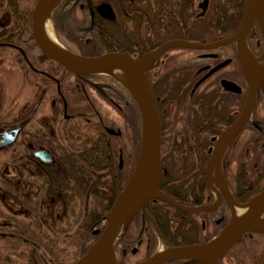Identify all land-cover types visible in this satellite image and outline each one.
<instances>
[{"label": "flooded vegetation", "instance_id": "1", "mask_svg": "<svg viewBox=\"0 0 264 264\" xmlns=\"http://www.w3.org/2000/svg\"><path fill=\"white\" fill-rule=\"evenodd\" d=\"M205 1L92 0L91 10L86 0H63L54 11H60V16L55 19L53 13L51 21L65 23L61 27L75 53L94 55L89 52L100 40L105 51L121 50L140 56L170 39L207 43L233 35L245 0H207L204 9ZM35 2L0 0V92L10 84L8 77L13 72L19 73L20 80L31 89L30 100L21 101L17 110L0 99V155L5 159L0 173L7 177L0 179V242L24 240L38 247L27 232L38 228V223L43 228L45 207L48 215L53 213L58 219L67 217V213L71 216L76 196L96 203L107 199L108 185L102 184L99 189V182L92 177L93 168L111 176L112 193L124 177L129 157L122 149L118 154L123 164L118 162V169L122 172L115 167L109 169L108 139L121 133L119 129L110 131L99 102L122 111L131 101H123L124 95L129 96L122 91L126 86L113 77L76 74L41 52L31 28ZM102 4L112 8L114 19L99 12ZM253 24L257 27L254 31ZM253 24L246 44L261 66L264 38L258 21ZM83 45L89 49H82ZM239 56L236 41L209 49L172 47L152 59L146 71L165 139L166 193L186 206L216 200L205 169L217 138L244 108L249 82ZM6 73L7 81L3 78ZM93 147L100 148L103 155L99 157L96 150L93 153ZM48 158L55 161L48 162ZM219 164L236 201L245 202L264 188V83L248 120L226 146ZM211 175H216L214 167ZM213 184L221 194L220 203L213 209L178 215L171 206L161 209L158 201H152L140 210L116 247L120 264L145 260L159 248L203 242L219 232L232 210L220 186L215 181ZM75 185L80 186L79 191ZM62 202H68V206ZM41 237L44 239V234ZM242 243L217 264H258L249 262L248 245ZM30 254L31 261L39 262L37 252L31 250ZM167 264L201 263L179 259Z\"/></svg>", "mask_w": 264, "mask_h": 264}, {"label": "water", "instance_id": "2", "mask_svg": "<svg viewBox=\"0 0 264 264\" xmlns=\"http://www.w3.org/2000/svg\"><path fill=\"white\" fill-rule=\"evenodd\" d=\"M53 0H37L32 11V32L41 51L48 57L57 61L76 74L106 73L116 78V68L124 70L132 83L128 87L135 98L141 116V139L139 152L134 169L121 191L117 194L110 210L104 217V228L93 231L99 233L97 239L90 248L71 264H118L115 252V242L118 236L126 229L131 219L138 210L145 208L151 199L161 200L173 207L184 211L197 213L210 210L218 206L221 194L214 186L211 178V170L220 163L224 152V142L228 144L234 140L237 133L248 120L259 87L264 83V51L262 65H258L246 44L249 29L255 20L258 21L264 38V0H246L244 13L237 31L221 40L201 43L186 39H170L162 43L153 51H148L134 57L121 51H107L99 55H79L66 49H57L43 32L44 14L51 6ZM59 0L55 1V4ZM92 10V1L87 0ZM53 4V6L55 5ZM52 6V8H53ZM207 6L205 1L203 8ZM52 8L49 9L48 16ZM99 12L108 19H114V12L107 4L98 8ZM236 41L239 57L244 63L245 76L249 82L248 94L244 108L236 121L227 127L217 138L216 145L211 153L205 169L208 186L215 191L216 200L207 205L189 207L179 203L175 198L163 192L160 188L162 182L161 167V121L159 110L146 71L150 67V61L158 58L160 53L169 47H188L198 49L215 48L228 42ZM119 79V78H118ZM121 80V79H119ZM123 83L124 81L121 80ZM226 148V147H225ZM223 149V150H222ZM37 155H40L38 153ZM53 161L52 158L46 159ZM221 188V187H220ZM229 203H234L245 210L238 219H230L228 224L212 239L197 244L173 246L158 251L145 260L130 264H167L174 260L191 259L201 264H216L225 253L247 233H264V189L252 196L247 202L240 203L234 200L229 192L221 188ZM260 264H264V255Z\"/></svg>", "mask_w": 264, "mask_h": 264}, {"label": "rangeland", "instance_id": "3", "mask_svg": "<svg viewBox=\"0 0 264 264\" xmlns=\"http://www.w3.org/2000/svg\"><path fill=\"white\" fill-rule=\"evenodd\" d=\"M56 6V5H55ZM60 11H57L54 15V18H58L60 16ZM48 24L51 26L52 31L56 37V39L63 45V47L68 50H73L74 47L71 42H69V37L64 32L63 26L61 23H53L49 16L47 17ZM67 22V21H66ZM68 23V22H67ZM72 23V22H69ZM66 31V30H65ZM68 38V39H67ZM86 47L82 49H86ZM48 65V62H46ZM8 79L10 84L8 86H4L5 88L0 92V99L5 100L4 103L10 106L13 109L19 108L21 105V101L30 100L31 89L27 86V84L23 83L20 80L21 76L17 72L10 73ZM8 73L3 74V78L7 81ZM116 87L120 89V86L117 84ZM121 90V89H120ZM127 93V91L122 90ZM30 94V95H29ZM128 94V93H127ZM130 94V93H129ZM128 94V95H129ZM129 97L131 100H129ZM125 103H129L132 101V97L125 96L123 98ZM11 102V104L9 103ZM133 102V101H132ZM134 103V102H133ZM132 104V103H131ZM130 103L123 106L122 111L118 109L115 105H111L110 103H101L99 102V109L101 110V114L107 118V122L110 128L117 130H121L120 136H109V141L112 148L115 147V152L117 151L115 160L119 162V149L124 151V148L131 151L134 147L137 148V144L139 142V136L135 135L134 131L130 129V117L126 113L129 108ZM135 104V103H134ZM31 107V105L29 106ZM13 113V112H12ZM31 114V112H30ZM36 114V112H33ZM129 117V120L127 119ZM83 126L85 123L78 121ZM134 145L136 146H133ZM81 144V143H80ZM94 148V147H93ZM98 152V156L101 157L103 155L102 150L99 148H94ZM104 149V148H102ZM123 152V155L126 152ZM93 152V150H92ZM94 153V152H93ZM97 155L94 156L96 159ZM4 155H0V172H2V167L4 164ZM123 165V164H122ZM167 166V163L165 164ZM78 168L80 166H77ZM10 172H11V168ZM102 169H92V177L94 180L98 181V187L100 189V185L102 186L108 185V193L109 196L112 193L111 189V176L107 175L108 173H101ZM8 172V173H10ZM89 172V171H88ZM78 174V173H77ZM10 175V174H9ZM83 176V175H82ZM5 175H1L0 179H5ZM103 177V178H102ZM164 178V177H163ZM93 180V181H94ZM96 186L97 185H93ZM79 185H75V189L79 191ZM98 189V190H99ZM62 205L68 206V202H62ZM72 205L74 206V212L71 213V216L67 213V217L58 218L52 213L48 215V209L45 207V223L43 226V230L41 229V223H38L39 227H35L34 231L27 232V236L31 239H34L38 242V247L32 245V243H26L24 240H9L8 242H0V264H35L34 261L30 259L31 250L38 253L39 262L36 264H67L73 261L77 257V253L79 252L78 243L80 240V236L82 235V231L84 229V224H88L91 211H95V214L100 208L103 207V204L100 206V202L96 203L93 200H86L83 197L76 198L72 201ZM54 211V209H52ZM72 210V209H71ZM61 216H63V212H61ZM96 217V215H95ZM97 219V218H96ZM96 219L92 221L91 228L96 224ZM37 226V224H36ZM44 234V239L41 237V233ZM91 232V231H90ZM1 241V240H0ZM90 241V240H89ZM242 241V240H241ZM248 245L247 257L249 262L252 261H260V258L264 252V235H253V237H246L243 239V243ZM235 249V248H234ZM255 262H253L254 264Z\"/></svg>", "mask_w": 264, "mask_h": 264}, {"label": "trees", "instance_id": "4", "mask_svg": "<svg viewBox=\"0 0 264 264\" xmlns=\"http://www.w3.org/2000/svg\"><path fill=\"white\" fill-rule=\"evenodd\" d=\"M256 29H257V27H256V24H255V25L252 26V30L254 31ZM102 46L103 45L100 42V40H97L96 44L94 45V47L91 48V50H94V51L89 52V53L90 54H100V53L104 52L105 50H104V48ZM132 101L135 103L133 98H132ZM132 101H131L132 104L130 103L131 105H129V108L126 111V113L130 117V121H131V122H129L130 123V129L133 130V131L135 130L134 134L137 135V138H138V136L140 138V114H139V110H138V107H137L136 103L134 104ZM129 117L127 118L128 120H129ZM137 145H138L137 148L134 147L133 150H131V151H129L126 148H124V151L126 149V152H125L124 156H128L129 157L128 163H127L128 167L125 168V170H124L125 171V175H124V177L120 178V180H118V182L116 183L115 190L113 191V193L107 199L103 200V202H100V206L103 204V207L100 208L101 210H98L96 212V214H95V211H93V215H92V217L89 218L88 224H84V229L82 231L83 233L80 236V240H79V243H78L79 252L77 253V256H80L83 253H85L88 250V248L90 247L91 243L97 238V235H92L91 232H90V227L92 225V221L94 220V218L95 219L97 218L95 222H97V226L100 229H102L103 225L101 224L100 219L109 210L113 200L115 199V196L122 189V187L125 185V183L127 182L128 178H129V176H130V174H131V172L133 170V167H134V164H135V160H136V157H137V154H138L139 142H138ZM133 146H136V145H134V143H133ZM164 146H165V139L162 137L161 163H162V168H163V172H164V178L162 180L161 189L166 192L167 175H165V166H166L165 164L167 163L166 162L167 161L166 160L167 157H166ZM109 148L110 149H109V152L107 154L109 169H111V168L113 169V167H115L118 172H122L121 170L118 169V162H116V160H115V157H116V154H117V151L115 152V147L112 148V146L110 144ZM93 150H94L93 152H95V149H93ZM84 159H87V157L85 156ZM79 172L85 174V172L82 171V170H80ZM79 172H77L78 175H79ZM158 203L161 205L160 206L161 209H164L166 206H169L168 204H166V203H164L162 201H158ZM173 210H174L173 213H176L178 215L183 214V212L180 211V210H177V209H174V208H173ZM95 215H96V217H95ZM130 226L131 225H129V227ZM118 243H119V241H118ZM257 263L259 264L260 261L258 262V260H257Z\"/></svg>", "mask_w": 264, "mask_h": 264}, {"label": "bare ground", "instance_id": "5", "mask_svg": "<svg viewBox=\"0 0 264 264\" xmlns=\"http://www.w3.org/2000/svg\"><path fill=\"white\" fill-rule=\"evenodd\" d=\"M55 1L56 0H53L52 2H51V6L48 8V10L46 11V13L44 14V18H43V32H44V36L57 48V49H63V47L61 46V44H60V42L56 39V37H55V35H54V33H53V31H52V28H51V26L48 24V21H47V17H48V12H49V9L50 8H52V6H53V4H55ZM135 15H133V17H134ZM83 47H84V45H83ZM169 48H172V47H169ZM86 49H89V48H86ZM168 49V48H167ZM94 55H98V54H94ZM136 57H139V56H136ZM114 74H116V76L119 78V79H121V80H123L124 81V83L128 86V87H132V83H131V80H130V78H129V75L124 71V70H122V69H118V68H116L115 69V71H114ZM227 144H228V142L227 141H225L224 142V146L226 147L227 146ZM216 144H214V146H215ZM161 147H162V133H161ZM225 147H224V149H225ZM223 150V149H222ZM138 152H139V147H138ZM161 152H162V149H161ZM137 156H138V154H137ZM136 160H137V157H136ZM136 160H135V163H136ZM135 165V164H134ZM215 170H216V175H211V178H212V180H214L217 184H218V186H220L221 188H224V189H226L227 190V184H226V182L224 181V179H223V177H222V172H221V169H220V164H217V165H215ZM211 172H212V170H211ZM228 191V190H227ZM115 198H116V196H115ZM179 203H183L181 200H179V199H177V198H175ZM103 200H105V199H103ZM115 200V199H114ZM114 200H113V202H114ZM154 202V201H158V200H156V199H151V200H149L148 202H147V204L145 205V207L149 204V203H151V202ZM112 202V203H113ZM112 205V204H111ZM110 208H111V206H110ZM110 208H109V210H110ZM108 210V211H109ZM141 210V209H140ZM140 210H138V212L140 211ZM231 210H232V217H233V220H235V219H238L239 217H241L242 215H243V213L245 212V210L244 209H242V208H239L237 205H235L234 203H231ZM107 211V212H108ZM106 212V213H107ZM137 212V213H138ZM137 213L135 214V216L137 215ZM135 216L131 219V221L129 222L130 223V225L132 226V225H134V218H135ZM228 224V221L227 222H225L223 225V227H225L226 225Z\"/></svg>", "mask_w": 264, "mask_h": 264}]
</instances>
